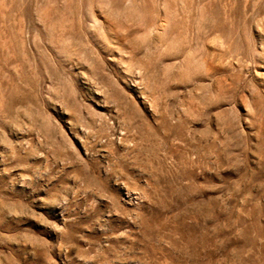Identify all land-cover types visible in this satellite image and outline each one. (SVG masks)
<instances>
[{"label":"rangeland","instance_id":"374dc122","mask_svg":"<svg viewBox=\"0 0 264 264\" xmlns=\"http://www.w3.org/2000/svg\"><path fill=\"white\" fill-rule=\"evenodd\" d=\"M0 264H264V0H0Z\"/></svg>","mask_w":264,"mask_h":264}]
</instances>
